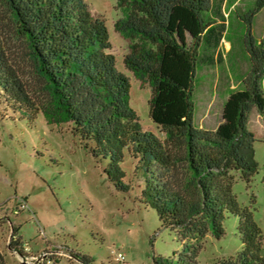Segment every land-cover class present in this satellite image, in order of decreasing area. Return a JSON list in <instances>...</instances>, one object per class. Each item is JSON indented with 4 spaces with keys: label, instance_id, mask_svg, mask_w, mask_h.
Segmentation results:
<instances>
[{
    "label": "trees",
    "instance_id": "1",
    "mask_svg": "<svg viewBox=\"0 0 264 264\" xmlns=\"http://www.w3.org/2000/svg\"><path fill=\"white\" fill-rule=\"evenodd\" d=\"M117 1L129 8L115 25L132 40L124 63L152 88L150 117L165 134L164 140L142 127L130 105V78L117 70L110 52L109 30L105 22L92 17L86 0H7L49 102L40 105L31 97L1 44L0 97L6 96L12 103L9 107L26 111L31 118L44 113L52 123L70 124L97 163H108L105 172L124 193L132 189L124 182L123 163L129 155L136 162L139 179L134 186L136 201L154 209L163 227L193 239L208 233L220 239L227 213L239 217L242 250L214 264H264L263 230L253 211L240 205L232 175L238 171L250 183L259 168L254 159L256 138L248 125L254 112L264 115V40L256 42L250 28L246 29L242 43L250 71L242 88L225 103L218 127L203 130L195 125L193 80L198 64L214 68L223 63L219 48L229 32L224 11L228 0ZM256 1L255 12H259L264 0ZM178 6L190 10L200 25V35L186 51L170 29L172 12ZM168 48H175L187 60L188 87L163 73ZM201 48L206 52L201 54ZM12 231L16 235L18 229L13 226ZM10 246L17 250L21 243L13 239ZM201 248L199 244L184 246L179 264H198ZM82 262L91 264L87 258ZM0 264H8L1 251Z\"/></svg>",
    "mask_w": 264,
    "mask_h": 264
},
{
    "label": "rangeland",
    "instance_id": "2",
    "mask_svg": "<svg viewBox=\"0 0 264 264\" xmlns=\"http://www.w3.org/2000/svg\"><path fill=\"white\" fill-rule=\"evenodd\" d=\"M86 2L92 17L105 22L109 30L110 52L116 58L117 70L130 78V105L142 127L164 140L165 134L150 117L152 88L124 63L132 40L118 32L115 25L129 8L119 6L117 0ZM256 3L228 0L225 13L229 32L219 48L223 63L214 68L197 65L192 93L195 125L200 129L218 127L225 103L242 88L250 71L242 43L246 29L250 28L256 42L264 40V8L255 12ZM178 8L182 12H172L170 29L186 51L200 35L199 24L191 12ZM0 44L31 97L40 105H47L44 81L7 0H0ZM205 52V48L200 49L201 54ZM162 71L188 87L190 66L175 48L166 50ZM262 85L264 88V79ZM10 104L6 96L0 97V251L8 264H20L10 246L13 226L18 229L16 235L29 243L34 252H62L52 256L53 262L48 264H83V258L91 264H179L184 246L195 244L202 247L198 264H214L242 250L239 217L227 213L220 239L211 233L193 239L194 236L185 237L181 231L163 227L154 209L136 201L139 179L134 170L136 162L129 155L123 163L127 173L124 182L130 183L132 189L124 193L115 188L105 172L108 163H97L74 136L70 124L52 123L44 113L31 118ZM248 128L256 138L254 159L259 168L250 183L241 178L240 172L233 171V192L240 205L253 211L264 233V115L254 112ZM119 253L125 256L124 262L117 261Z\"/></svg>",
    "mask_w": 264,
    "mask_h": 264
},
{
    "label": "built area",
    "instance_id": "3",
    "mask_svg": "<svg viewBox=\"0 0 264 264\" xmlns=\"http://www.w3.org/2000/svg\"><path fill=\"white\" fill-rule=\"evenodd\" d=\"M18 212H19V209H18ZM13 237H14L13 238L14 240H19V242L21 243V248L14 250V254L17 256L20 264H48V263L53 262L52 256H54L55 254L58 253L62 255L61 251H48L47 250L42 253L34 252L29 243H25L21 241L20 237H18L17 235H13ZM117 261L124 262L125 256L122 253H119L117 255Z\"/></svg>",
    "mask_w": 264,
    "mask_h": 264
},
{
    "label": "crops",
    "instance_id": "4",
    "mask_svg": "<svg viewBox=\"0 0 264 264\" xmlns=\"http://www.w3.org/2000/svg\"><path fill=\"white\" fill-rule=\"evenodd\" d=\"M178 7H180V6H178ZM178 7H175V8H174V10H173V11H174V12H173V15H174V13L176 12V10L179 11V12H182V11H181L182 9H180V8H178ZM225 7H226V2H225V6H224V11H225ZM182 8H183V7H182ZM184 9H185V8H184ZM185 10H187V9H185ZM188 12H191V11L188 10ZM191 13H192V12H191ZM192 14H193V13H192ZM173 15H172V17H173ZM225 15H226V13H225ZM193 16L196 17L194 14H193ZM172 17H171V20H172ZM196 19H197V18H196ZM197 21H198V20H197ZM198 24H199V22H198ZM199 30H200V25H199Z\"/></svg>",
    "mask_w": 264,
    "mask_h": 264
}]
</instances>
